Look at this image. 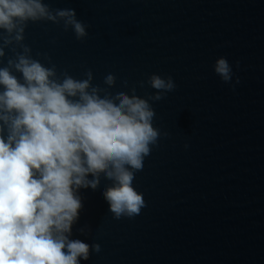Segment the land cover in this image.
Instances as JSON below:
<instances>
[{"label": "clouds", "instance_id": "obj_1", "mask_svg": "<svg viewBox=\"0 0 264 264\" xmlns=\"http://www.w3.org/2000/svg\"><path fill=\"white\" fill-rule=\"evenodd\" d=\"M29 22L62 25L80 41L88 36L72 8L0 0V63L5 49L13 53L0 67V264H80L101 247L70 239L83 207L78 190H96L103 175L111 181L103 195L114 218L140 214L145 200L133 187L135 173L161 135H169L153 126L150 101L163 100L176 84L152 74L147 84L155 92L143 98L135 87L111 92L112 73L101 87L93 84L91 69L83 79L58 72L47 53L36 54L46 65L24 44ZM213 69L224 83L232 81L226 58Z\"/></svg>", "mask_w": 264, "mask_h": 264}, {"label": "water", "instance_id": "obj_2", "mask_svg": "<svg viewBox=\"0 0 264 264\" xmlns=\"http://www.w3.org/2000/svg\"><path fill=\"white\" fill-rule=\"evenodd\" d=\"M37 25H38V22L37 23L29 22L28 27L26 28L25 33H24L25 35L24 44L28 45L31 49H33ZM5 51H6V57L3 58V63H0V67H2L7 62L8 56L13 55V53L9 49H5ZM17 51H20V49L18 48ZM17 75L19 74L17 73Z\"/></svg>", "mask_w": 264, "mask_h": 264}]
</instances>
